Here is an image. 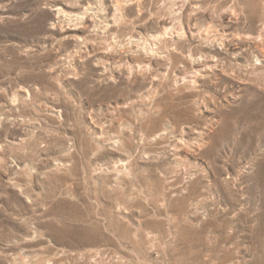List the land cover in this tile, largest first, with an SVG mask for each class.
Instances as JSON below:
<instances>
[{"label": "rangeland", "instance_id": "1", "mask_svg": "<svg viewBox=\"0 0 264 264\" xmlns=\"http://www.w3.org/2000/svg\"><path fill=\"white\" fill-rule=\"evenodd\" d=\"M0 264H264V0H0Z\"/></svg>", "mask_w": 264, "mask_h": 264}]
</instances>
